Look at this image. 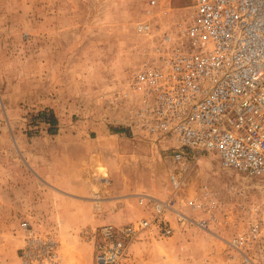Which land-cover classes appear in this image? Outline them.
Returning a JSON list of instances; mask_svg holds the SVG:
<instances>
[{
    "label": "rangeland",
    "instance_id": "rangeland-1",
    "mask_svg": "<svg viewBox=\"0 0 264 264\" xmlns=\"http://www.w3.org/2000/svg\"><path fill=\"white\" fill-rule=\"evenodd\" d=\"M148 1L0 0V264H51L52 243L57 264H95L96 229L147 218L138 195L169 196L171 158L137 127L141 94L132 82L193 0H158L172 11L167 18L158 7L156 23L165 27L144 37L136 23ZM185 181L187 195L207 184L228 205L234 191L263 185L264 177L224 170L205 156ZM166 217L174 233H147L127 264H230L217 235ZM212 231L226 239L235 233Z\"/></svg>",
    "mask_w": 264,
    "mask_h": 264
},
{
    "label": "built area",
    "instance_id": "built-area-1",
    "mask_svg": "<svg viewBox=\"0 0 264 264\" xmlns=\"http://www.w3.org/2000/svg\"><path fill=\"white\" fill-rule=\"evenodd\" d=\"M158 7L170 16L171 6L149 0L136 23L139 35L165 27L156 23ZM132 85L141 94L137 127L171 158L170 193L165 200L138 195L151 213L137 223L96 229L95 264H127L132 246L147 233L170 237L175 229L167 213L178 225L217 235L230 264H264V184L234 191L227 205L207 184L187 195L185 181L205 156H215L224 170L264 177V0H193L192 12L162 32ZM180 204L202 218L191 219ZM216 225L235 233L226 239L212 231ZM49 248L57 264L55 244Z\"/></svg>",
    "mask_w": 264,
    "mask_h": 264
},
{
    "label": "trees",
    "instance_id": "trees-1",
    "mask_svg": "<svg viewBox=\"0 0 264 264\" xmlns=\"http://www.w3.org/2000/svg\"><path fill=\"white\" fill-rule=\"evenodd\" d=\"M41 118H45L46 122L51 123L52 125L57 124V119L54 117V115H49L46 112H43L39 115Z\"/></svg>",
    "mask_w": 264,
    "mask_h": 264
},
{
    "label": "bare ground",
    "instance_id": "bare-ground-1",
    "mask_svg": "<svg viewBox=\"0 0 264 264\" xmlns=\"http://www.w3.org/2000/svg\"><path fill=\"white\" fill-rule=\"evenodd\" d=\"M97 172H98V176H99V179H102V178H105L108 177V171L106 170V168H103V167H100L97 169ZM97 189V188H96ZM96 194H99V191L98 189L97 190H94Z\"/></svg>",
    "mask_w": 264,
    "mask_h": 264
},
{
    "label": "crops",
    "instance_id": "crops-1",
    "mask_svg": "<svg viewBox=\"0 0 264 264\" xmlns=\"http://www.w3.org/2000/svg\"><path fill=\"white\" fill-rule=\"evenodd\" d=\"M142 206V205H141Z\"/></svg>",
    "mask_w": 264,
    "mask_h": 264
}]
</instances>
